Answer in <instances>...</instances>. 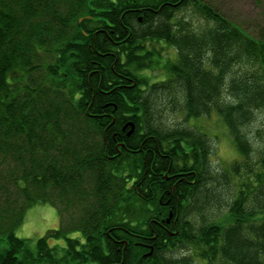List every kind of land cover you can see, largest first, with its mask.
Returning a JSON list of instances; mask_svg holds the SVG:
<instances>
[{"label":"trees","instance_id":"1","mask_svg":"<svg viewBox=\"0 0 264 264\" xmlns=\"http://www.w3.org/2000/svg\"><path fill=\"white\" fill-rule=\"evenodd\" d=\"M260 111L264 39L203 0H0V264H264ZM214 112L223 171L192 124ZM40 203L62 225L31 248Z\"/></svg>","mask_w":264,"mask_h":264},{"label":"rangeland","instance_id":"2","mask_svg":"<svg viewBox=\"0 0 264 264\" xmlns=\"http://www.w3.org/2000/svg\"><path fill=\"white\" fill-rule=\"evenodd\" d=\"M212 5L215 10L224 13L230 20L249 33V35L264 39V0H203ZM184 17L191 19L185 15ZM195 25L199 24L197 17L193 18ZM166 48L165 56H172L175 53L173 47L163 44ZM161 48V46H159ZM192 124L197 125L202 132L211 136L212 139V166L216 171H223L228 169L230 165L240 157L236 150L228 129L223 120L213 113L210 117H201L192 120ZM264 112H257L254 120V129L263 127ZM264 129V128H263ZM264 136V133H263ZM264 139V138H263ZM6 163L2 166V168ZM7 169L3 170L5 176ZM4 187L0 189L1 205L6 206V197L9 201L18 196L17 187L12 181L2 178L1 182ZM8 194V195H7ZM62 225L61 215L57 207L40 203L32 206L26 212L23 223L16 228V235L20 238L26 239L31 248H35L37 241L48 234L50 230L59 229ZM70 237H81V232L75 230L69 234ZM51 246L58 245L63 247L65 245L64 239H50ZM9 247L7 240L3 234L0 233V250L4 251ZM60 255L62 252L58 249ZM192 253V251H191ZM181 254V253H180ZM183 254H190V251H184ZM180 256V255H178Z\"/></svg>","mask_w":264,"mask_h":264}]
</instances>
